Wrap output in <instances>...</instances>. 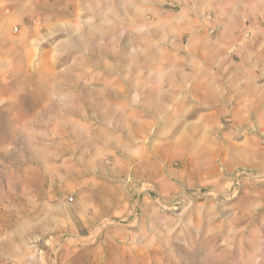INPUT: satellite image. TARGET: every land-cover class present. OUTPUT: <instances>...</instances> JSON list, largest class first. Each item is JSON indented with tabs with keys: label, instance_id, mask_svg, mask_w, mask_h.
<instances>
[{
	"label": "rangeland",
	"instance_id": "1",
	"mask_svg": "<svg viewBox=\"0 0 264 264\" xmlns=\"http://www.w3.org/2000/svg\"><path fill=\"white\" fill-rule=\"evenodd\" d=\"M0 249L264 264V0H0Z\"/></svg>",
	"mask_w": 264,
	"mask_h": 264
},
{
	"label": "crops",
	"instance_id": "2",
	"mask_svg": "<svg viewBox=\"0 0 264 264\" xmlns=\"http://www.w3.org/2000/svg\"><path fill=\"white\" fill-rule=\"evenodd\" d=\"M8 259H10V257H6V254L0 249V264H4L5 260L8 261Z\"/></svg>",
	"mask_w": 264,
	"mask_h": 264
}]
</instances>
